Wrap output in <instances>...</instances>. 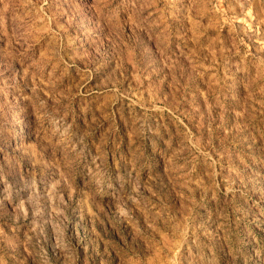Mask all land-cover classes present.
I'll return each mask as SVG.
<instances>
[{
  "label": "rangeland",
  "instance_id": "374dc122",
  "mask_svg": "<svg viewBox=\"0 0 264 264\" xmlns=\"http://www.w3.org/2000/svg\"><path fill=\"white\" fill-rule=\"evenodd\" d=\"M0 264H264V0H0Z\"/></svg>",
  "mask_w": 264,
  "mask_h": 264
}]
</instances>
